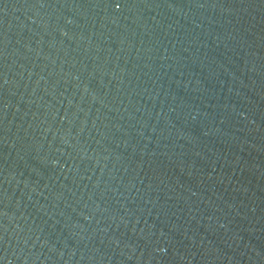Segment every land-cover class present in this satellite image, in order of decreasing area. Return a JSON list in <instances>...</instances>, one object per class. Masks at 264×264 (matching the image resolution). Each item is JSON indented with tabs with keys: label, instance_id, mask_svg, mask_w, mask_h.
I'll return each instance as SVG.
<instances>
[{
	"label": "water",
	"instance_id": "95a60500",
	"mask_svg": "<svg viewBox=\"0 0 264 264\" xmlns=\"http://www.w3.org/2000/svg\"><path fill=\"white\" fill-rule=\"evenodd\" d=\"M0 264H264V0H0Z\"/></svg>",
	"mask_w": 264,
	"mask_h": 264
}]
</instances>
